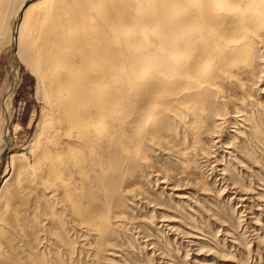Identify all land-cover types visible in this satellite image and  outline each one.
<instances>
[{"label":"bare ground","instance_id":"obj_1","mask_svg":"<svg viewBox=\"0 0 264 264\" xmlns=\"http://www.w3.org/2000/svg\"><path fill=\"white\" fill-rule=\"evenodd\" d=\"M14 1H2L5 11L0 4V40L9 38L13 61L36 76L43 107L34 139L10 156L1 188L10 186L8 220L18 224L24 202L35 198L31 216L42 219L35 225L60 228L66 211L103 244L102 212L114 202L108 190H118L125 161L136 164L125 144L128 133L138 140L134 123L192 120L188 129L197 131L210 119L212 127H203L212 132L223 116L220 84L243 89L240 68L261 75L264 0H20L8 33ZM8 119L0 124V158L11 144ZM6 230L0 264L15 242L12 226ZM56 256L52 263L65 264Z\"/></svg>","mask_w":264,"mask_h":264},{"label":"rangeland","instance_id":"obj_2","mask_svg":"<svg viewBox=\"0 0 264 264\" xmlns=\"http://www.w3.org/2000/svg\"><path fill=\"white\" fill-rule=\"evenodd\" d=\"M19 1L5 12L8 33ZM0 41V124L9 118L11 143L0 158V248L1 234L10 226L15 241L12 249L2 250L5 264L7 259L9 264H39L42 259L54 264L56 255L65 264H264V52L261 75L251 77L246 68L236 71L243 89L220 84L225 100L216 123L222 124L212 132L204 128L212 127L210 119L193 121L198 132L188 129L192 120L134 123L138 140L128 139V133L125 144L133 149L136 164L125 161L118 190H108L114 202L102 212L108 233L102 244L99 233L76 225L64 210L60 228L35 225L42 222L31 216L35 198L24 202L18 224L8 220L10 186L1 188L10 176V156L34 139L42 103L34 73L26 63L13 61L9 38ZM193 137L199 140L197 149ZM28 256L36 258L33 263Z\"/></svg>","mask_w":264,"mask_h":264}]
</instances>
